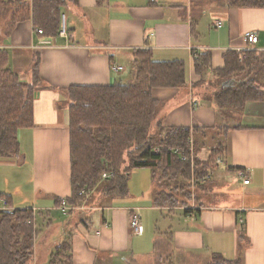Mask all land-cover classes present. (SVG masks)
I'll use <instances>...</instances> for the list:
<instances>
[{
	"label": "crops",
	"instance_id": "1",
	"mask_svg": "<svg viewBox=\"0 0 264 264\" xmlns=\"http://www.w3.org/2000/svg\"><path fill=\"white\" fill-rule=\"evenodd\" d=\"M62 12L67 15V36H44L31 18L2 34L0 47L7 50L8 65L19 79L31 81L39 54L40 75L48 87L35 92L34 125L18 129L20 154L0 159V193L10 195V200L0 197V208H32L38 229L41 219L47 227L59 223L61 240L70 237L73 264H161V251L169 264H207L217 252L245 264H264V100H248L238 111L211 99L218 87L244 78L245 72L221 77L216 70L225 65L228 49L246 47L247 30L259 36L250 49L264 50V6H230L224 0H107L102 5L97 0H68ZM8 19L6 14L3 21ZM217 20L222 24L215 25ZM143 47L151 48L156 60L182 59L187 70L186 85L152 88V96L160 101L157 120L162 127H202L192 138L198 158L208 161L212 149L222 144L223 162L210 165L211 177L195 185L199 194L186 205H158L156 191L149 198V189L138 183L133 190L132 181L128 196L107 203L98 188L91 189L84 206L56 222L52 213L62 211L56 198L71 193L66 88L126 81L130 74L123 79V70H113L112 64L126 70L134 50ZM194 49L211 51L213 69L203 79L195 71ZM262 75L264 68L255 76L260 87ZM213 127L222 135L215 146L205 141ZM238 169L250 182H243ZM217 172L228 182L227 197L214 202L210 197ZM133 209L143 214L141 233L130 225Z\"/></svg>",
	"mask_w": 264,
	"mask_h": 264
},
{
	"label": "trees",
	"instance_id": "2",
	"mask_svg": "<svg viewBox=\"0 0 264 264\" xmlns=\"http://www.w3.org/2000/svg\"><path fill=\"white\" fill-rule=\"evenodd\" d=\"M107 0H97L102 5ZM230 6H264V0H224ZM68 0H0L9 14L0 23L2 34H9L18 21L31 18L42 35L59 34L61 13ZM2 28V31H1ZM193 34L196 35L194 29ZM195 71L202 76L213 69L210 50L194 49ZM225 65L216 72L228 77L245 72L244 78L228 87H218L211 94L221 108L243 111L248 100H264V88L255 76L264 68V50L250 49L240 62L235 50L228 49ZM9 54L0 47V159L20 154L18 129L30 127L34 120V97L37 89L48 87L40 75L39 54L32 65V79L23 82L8 65ZM253 63V64H252ZM249 67V68H248ZM132 80L110 84H72L66 88L70 101L71 193L66 200L73 206L85 197L83 189L98 188L99 197L107 203L130 194L129 179L135 168H150L156 185L154 202L158 205H186L193 197L192 176L203 184L208 166L217 156L224 158L225 147L212 149L210 159L198 156L193 162L182 159L173 148H189L191 139L202 127L171 125L162 127L157 120L160 101L152 96L153 87H178L188 83L182 59L156 60L149 47L134 50L130 61ZM229 128V127H228ZM194 144V141H193ZM195 148V147H194ZM196 152V150H195ZM104 171L112 172L101 178ZM195 184V185H196ZM10 200V195L0 193ZM62 198H56L59 205ZM36 214L32 208H0V264H34V245L38 234ZM242 239V236H239ZM48 264H73L70 237L54 248ZM207 264H245L241 258H227L215 253Z\"/></svg>",
	"mask_w": 264,
	"mask_h": 264
},
{
	"label": "rangeland",
	"instance_id": "3",
	"mask_svg": "<svg viewBox=\"0 0 264 264\" xmlns=\"http://www.w3.org/2000/svg\"><path fill=\"white\" fill-rule=\"evenodd\" d=\"M9 15V14H8ZM6 14L4 13L3 7H0V23H5L3 20H5ZM68 23V22H67ZM69 29V28H67ZM2 31V28H1ZM3 38V35H1ZM126 65V70L123 69V72L121 74H123L122 78L126 79L127 76L130 74V60L128 62L127 60V64ZM125 70V71H124ZM122 71V70H121ZM258 74V73H257ZM263 77V75H262ZM264 79V77H263ZM131 74H130V78L128 77L126 79L127 82L131 81ZM262 87H264V85H262ZM229 123H234L233 120H231ZM206 143L208 145L211 146H215L218 141L221 139L222 135H221V131L218 127H213L211 128L207 134H206ZM193 177V176H192ZM214 184H217V187L214 188V192L213 195L210 197V200L214 201V202H218V201H222L224 199H226L227 197V190H226V186L228 185L225 180L220 178V175H218V172L215 175L214 178ZM133 181V190L137 189L138 187V183H141L140 187L143 185L144 190H148L149 192H147L149 198L155 193L156 191V186L154 185L153 181H152V173H151V169L150 168H135L132 170L130 179H129V184ZM192 182V179L191 181ZM199 189L197 187H195V185L192 183V185L190 186V191H192V198H196V196L199 194ZM121 198V197H119ZM145 198H139V201L144 200ZM200 199V198H199ZM198 199V200H199ZM53 216H55V221L56 222H61L64 221L66 219V214L63 213L62 211H57L55 210L52 213ZM142 216H140L141 222H144V217L143 214L141 213ZM145 218L147 221H149L148 215H145ZM43 219L39 220V231L37 234V239H36V246L34 248V257H33V262L34 264H48L49 261V256L50 253L53 251L54 246L57 245L59 243V241H61V234H62V228L60 225H58L59 223H54L53 225H51L50 227H47V225L45 223H43L42 221ZM145 223V222H144ZM161 222L159 221V225ZM51 243H54L52 247H50ZM160 262L161 264H169V259L168 256L165 255V253L163 251H161V256H160Z\"/></svg>",
	"mask_w": 264,
	"mask_h": 264
},
{
	"label": "built area",
	"instance_id": "4",
	"mask_svg": "<svg viewBox=\"0 0 264 264\" xmlns=\"http://www.w3.org/2000/svg\"><path fill=\"white\" fill-rule=\"evenodd\" d=\"M66 18H67L66 13L62 12L61 13L60 30H59V34L62 35V36H67L68 35ZM214 23H215V25H218V26L222 24V22L220 20H217ZM36 30H37L38 33H42L43 32L42 28H39V27ZM244 38L247 41L246 47L237 48L236 49L237 57H238V60L240 62H244L246 60V58H247V50L250 49V47L253 48L257 44V42L259 40L258 34L255 31H252V30H247L244 33ZM193 54H194V56L196 55L195 53H193ZM112 68L115 71H121V70L124 69V66L119 64V63H113L112 64ZM173 150H174V152L178 153L179 156L182 159H189V160H191V162H193L194 159L197 157V153L195 152V148H194V144H193V139H191V144H190V147L188 149L176 146V147L173 148ZM222 162H223V158L221 156H217L216 159H215V163L219 164V163H222ZM206 170H207V172H206L205 176L203 177V180L209 179L211 177V175H212L211 174V172H212V167L211 166L207 167ZM112 175H113L112 172L104 171L102 173V175H101V178L102 179L108 178V177H110ZM237 175L240 178L243 179L244 183L250 182V179L246 176V173H245V171L243 169H238L237 170ZM196 182H197L196 181V177H195V175H193L192 183L195 185ZM90 190L91 189H83L81 191V193H83L85 195V197L87 198L89 196ZM84 201H85V198L78 205L73 206V205L69 204V202L66 200V198H62V201L59 204V207L62 210V212L66 214V213H68L70 210H72L75 207L84 206ZM130 225H131L132 229L135 232L141 233L143 231V225L141 223L140 214H139V212L136 209H133V211L131 213Z\"/></svg>",
	"mask_w": 264,
	"mask_h": 264
}]
</instances>
